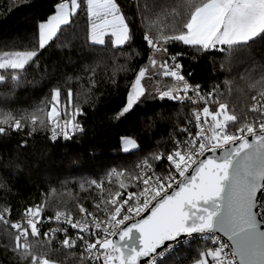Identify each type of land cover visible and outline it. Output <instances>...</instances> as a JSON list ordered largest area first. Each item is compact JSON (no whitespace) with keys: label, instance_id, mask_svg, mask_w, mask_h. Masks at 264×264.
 <instances>
[{"label":"snow or ice","instance_id":"snow-or-ice-1","mask_svg":"<svg viewBox=\"0 0 264 264\" xmlns=\"http://www.w3.org/2000/svg\"><path fill=\"white\" fill-rule=\"evenodd\" d=\"M145 7L151 10L153 6ZM155 7L159 9L156 16L169 21L164 28L139 7L138 28L125 14L122 0H58L54 14L38 23L28 44L7 43L0 48V148L11 156L2 165L5 170L14 166L22 171L27 164L20 159L26 139L14 148L6 147L13 134L27 130L32 137L44 130L52 144L87 134L78 119L85 112L73 104L70 87L61 110V80L71 76L64 69L58 72L55 64L43 70L50 84L56 81L49 97L41 102L46 104V112L41 106L29 112L11 110L8 105L19 90L35 87L29 71L41 70L40 57L49 48L66 51L63 59L73 62V40L57 42L66 34L75 39L81 16H86V38L80 48L93 63L103 62L107 53L124 54L125 47L135 44L138 31L146 46L147 64L140 65L126 84L114 119L130 115L149 100L193 106L203 102L202 108L195 107L191 113L195 131L189 119L185 127L169 132L172 148L166 156L153 153L151 159L137 163L140 171L129 174L127 183L119 180L118 190L94 202L91 211L77 202L72 208L56 210L53 216H42L46 207H53L42 201L26 207L21 219L11 221L10 208L0 209V224L9 238L7 247L19 264H61L56 254L76 248L81 250L80 264H264V0H161ZM176 45L195 53L215 51L223 57L220 67L224 71L233 64H245L240 80L244 88L257 92L251 97L252 118L241 121L229 113L228 105L218 99L219 84L206 92L200 84H191L180 63L186 52L170 51ZM85 70L89 84L96 86L95 68ZM158 78H171L172 83L161 88ZM224 84L231 81L226 79ZM209 104L217 107L210 110ZM158 119L163 127L169 117L162 110ZM144 123L154 127L149 117ZM177 136L181 138H174ZM120 139L125 152L137 149L130 137ZM153 161L167 167L157 172L159 164ZM77 163L70 159V164ZM124 171L108 170L109 183L113 175L121 177ZM86 185L104 190L103 180H85L79 186L85 189ZM7 187L0 179V188ZM45 221L65 227L42 232ZM197 240L201 243L194 253L180 252L182 245L191 249Z\"/></svg>","mask_w":264,"mask_h":264},{"label":"trees","instance_id":"trees-1","mask_svg":"<svg viewBox=\"0 0 264 264\" xmlns=\"http://www.w3.org/2000/svg\"><path fill=\"white\" fill-rule=\"evenodd\" d=\"M57 2L58 0H0V48L7 43H14L17 47L28 44L38 23L55 11ZM167 2L173 3L174 0ZM122 3L128 19L138 28L141 19L138 7L147 11L149 18L161 28L169 22L163 16L158 18L155 14L159 10L155 5L160 4L161 0H155V5L153 0H122ZM146 5L153 7L150 10ZM78 19L75 39L66 34L57 42L67 44L69 40H73V62L69 64L63 59L68 54L66 51H61L55 46L49 48L40 57L41 70L29 71L28 78L35 82V87H29L27 91L19 90L16 99L9 101L8 105L11 110L22 108L29 112L36 106H41L46 112L47 106L41 102L49 97L51 86L56 81L50 84L44 77L43 70L55 64L58 72L64 69L67 75L71 76L70 80L66 77L61 80V110L67 102L66 94L70 87L74 93L73 104H78L85 112V116L78 119L86 128L87 134L82 137L78 135L71 141L61 139L57 144H52L46 139L47 133L44 130L34 133L32 137L27 136V130L18 135L13 134L6 144L7 148H14L22 139L27 140V148L21 149L20 152V159L27 160L26 166H22V171L14 166L7 170L2 167L11 156L4 153V148H0V179L8 186L6 189L0 188V209L9 207L10 215L14 218L20 217L26 207L42 201L53 205L51 208L46 207L44 214H55L56 210L72 208L77 202L83 203L91 211L94 202H99L102 198L107 199L110 192L118 190L119 180L137 173V163L145 158L151 159L153 153L170 151L172 140L168 133H174L178 126L191 117L194 109L190 103L149 100L130 115L114 119L119 106L122 105L126 84L134 77L140 65L147 64L146 46L142 45L141 33L138 31L135 44L131 48L125 47L124 54L107 53L103 62L93 63L87 57L86 51L80 48L86 38V16ZM105 39L107 43L108 38ZM170 51L186 52L180 63L183 72L192 82L200 84L206 90L217 84L221 86L218 99L228 105L230 114H235L241 121L252 117L249 112L251 97L257 92L244 88V82L240 80L245 71V64H233L229 70L224 71L220 67L223 57L215 51H209L207 54L195 53L183 45L171 47ZM89 67L95 68L94 78L99 82L96 86L88 82L89 72L85 69ZM188 73H191V76ZM158 79L157 86L161 88L172 83L171 78ZM226 79L231 81L228 86L224 84ZM216 107L217 105L210 104V110ZM162 110L169 117L163 127L158 119ZM73 111L74 107L69 108V112ZM145 117L154 121V127L144 123ZM123 136L135 140L137 149L123 151L120 139ZM70 159H76L78 163L70 164ZM112 167L125 171L121 177L113 175L109 183L106 173ZM92 179L103 180L104 190L100 191L94 186L88 188L87 185L85 189L80 188V183ZM53 188L56 189L55 192H52ZM8 231L13 230L9 227ZM40 239H43V236ZM200 243L199 240L193 241L191 249L182 245L180 252L194 253ZM8 244L9 238L5 234L4 225L0 224V264H19L18 257L7 247ZM55 258L61 264H80L77 248L56 254Z\"/></svg>","mask_w":264,"mask_h":264},{"label":"built area","instance_id":"built-area-1","mask_svg":"<svg viewBox=\"0 0 264 264\" xmlns=\"http://www.w3.org/2000/svg\"><path fill=\"white\" fill-rule=\"evenodd\" d=\"M182 74H184L185 75V78L191 83V84H193V85H195L196 83H194V82H192L188 77H187V75L183 72V70H182ZM205 92L206 91H208V90H206V89H204V88H202ZM191 94V93H190ZM257 95V94H256ZM258 99H259V97H258ZM252 103H253V101H252ZM188 104V103H187ZM195 107H199V108H202L203 107V102H200L198 105H196V106H194V108ZM209 108H210V104H209ZM247 119H251L252 117H250V118H248V117H246ZM189 119H192V125H191V127H192V130L193 131H195V128H194V123H195V121H194V118H192V116L189 118ZM188 119V120H189ZM187 121V120H186ZM186 121L182 124V125H180V126H178L176 129H178V128H181V127H185L186 126ZM243 121V120H242ZM174 138H176V139H180L181 137H174ZM157 153H162L163 155H165L166 156V154H167V152L165 153V152H157ZM153 163H157V164H159V167H157L155 170L157 171V172H160V171H162L163 169H165L166 167H167V164L166 163H163V164H160L159 162H156V161H153ZM140 171V169H138L137 168V172H139ZM108 179V178H107ZM129 190H134V189H129ZM10 214H11V212H10ZM43 215H47V216H53L54 214H42V216ZM21 217H22V215L20 216V217H16V218H14V217H12L11 215L9 216V219L11 220V221H16V220H19V219H21ZM74 218H75V214H74ZM55 227H65V225H63L62 223L61 224H57L55 221H45V224L44 225H41V230H42V232L43 231H47L49 228H55ZM69 227V231H70V234H72V235H75V230H71L70 229V226H68ZM58 235H61V233H58ZM77 250H78V254L80 255V249L79 248H77Z\"/></svg>","mask_w":264,"mask_h":264},{"label":"rangeland","instance_id":"rangeland-1","mask_svg":"<svg viewBox=\"0 0 264 264\" xmlns=\"http://www.w3.org/2000/svg\"><path fill=\"white\" fill-rule=\"evenodd\" d=\"M52 14H54V12H53ZM52 14H51V15H52ZM131 139H132V138H131ZM121 149H122V150L124 149V145H122V144H121ZM129 150H132V149L130 148ZM123 151H124V150H123ZM123 179H124L123 181L127 183V182L129 181V175H128V177L125 176Z\"/></svg>","mask_w":264,"mask_h":264}]
</instances>
